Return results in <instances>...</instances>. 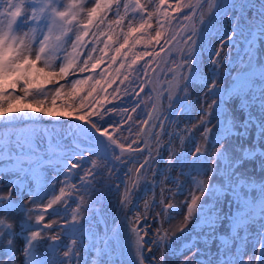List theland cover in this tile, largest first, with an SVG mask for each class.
Masks as SVG:
<instances>
[{
	"label": "snow or ice",
	"instance_id": "1",
	"mask_svg": "<svg viewBox=\"0 0 264 264\" xmlns=\"http://www.w3.org/2000/svg\"><path fill=\"white\" fill-rule=\"evenodd\" d=\"M121 7H123V15H121ZM197 7H203L199 4V0L197 6L192 5L190 0L188 3L184 0H176L174 5L167 4L166 0H159V8L166 17L170 16L169 8L177 13L184 8L190 11L188 15L183 16V19L189 22L195 21L187 31L185 41L187 50L182 55L183 63L178 66L182 71L177 77L175 91L168 94V101L169 110L173 104L180 105L181 110H184L185 101L189 106L200 105L199 120L191 129L187 127L184 129L189 133L187 142H194L196 147L194 150H185L183 145L186 141L181 137V150L178 153L170 151L169 165L179 167L180 175H185L184 169L187 168L195 170L199 175L209 177V180L216 177L217 171L221 170L222 189L216 188L210 182H193L200 195L193 194L190 200L182 202L186 204L187 211L183 216V223L177 230L179 236L176 232L169 234L163 227L173 218L174 213H178V210L175 205L164 203V193L171 190L162 189V199L159 201L161 208L155 213L152 221L153 224L158 225L155 228L154 238H148L152 228L147 223V217L157 205L153 198L150 203L146 202L143 214L137 212L134 220L125 214L114 222L111 229L106 228L103 234L98 230L97 234L89 235V243L84 244L81 237L86 233L81 232V229L90 219V210L97 202L95 185L100 182L96 179L97 176L103 177L105 168L111 176L116 164L121 162L139 163L140 166L136 169L138 174L151 163L150 158H145L142 163L137 161L135 156L141 153L133 154L131 145L126 148L125 144L118 143L117 138L113 136V132L122 129V124L117 123L112 115L117 112V108L109 107L101 113L100 109L105 107L104 102L89 101L87 105L81 104L77 109L84 114L77 116L79 123H76L75 128L69 133L75 151L61 150L60 145H57L56 149L48 154V163L52 164L53 161L56 163L57 174L54 176L41 175L43 170L41 161L45 157H37L35 149L25 150L29 137L15 131L0 133V161L6 157L14 160L16 163L12 165L11 170L28 177L27 185L19 179L4 184L0 178V264H16L17 256L13 242L17 236L23 237L24 240L19 250L22 255L21 264H89L87 257L91 255L93 248L96 249L97 256L110 254L114 251L112 247L114 240L117 246L128 250L132 257L131 264H144L145 245L149 254L160 249L159 261L153 256L151 264H165L166 253L176 260V264H212L210 259L200 258L204 253L195 243L186 242L179 248L173 247V242L180 239V236L200 228L201 225L208 228L209 234L213 237L217 232L224 233L220 235L223 247L219 251L216 264H264V182L257 184L252 180L241 179L243 173L239 171L244 159L256 156L257 152L264 157V148H261V145H264V46L261 44L264 42V0H260L259 8L250 18L245 10L255 9V5L248 0H208L206 13L202 12L199 17H195L193 13L197 11ZM159 14L160 12L157 11L156 15ZM109 15L116 17L114 23L117 26L127 20L129 32L122 34L125 44H128L129 36L148 26L147 21L153 14L146 11L141 0H0V117L17 111L10 104L5 107L10 98H28L29 92L34 100L47 95L46 89L42 86L31 89L28 87L30 78H35L30 77V70L42 71L37 68V62L44 68L52 70L59 65L58 73L53 72V75L67 76L70 70L75 71L76 68L84 72L91 60L84 59L83 66L77 63L73 67V62L81 58L76 52L85 48L87 44L85 37L94 35L90 29L96 28L97 22L103 27ZM129 16L133 18L138 16L144 23L139 25V29L133 28L132 21L128 20ZM221 20L229 23L230 31L217 36L219 46L208 40V44L212 46L208 49L210 63L206 66L208 73L205 75L200 67V45L209 36L210 29ZM107 26L111 28L112 24L109 23ZM238 36L243 37L247 59L242 60L239 67L234 66L233 71L228 67L233 63L230 52H225L224 49L230 47ZM160 37L161 31L157 30L155 36L157 43ZM69 42L71 50H69ZM107 46L108 42L105 41V47ZM92 47L94 49L95 45L93 44ZM122 48L124 45L117 48L116 53L119 54ZM160 51L163 52L164 48L161 47ZM127 54V51L123 53L125 56ZM91 55L92 53L89 52L88 56ZM144 55H159V53L145 52ZM138 59L140 57L133 59L131 64H136ZM112 60H116L115 55L112 56ZM97 66L98 64H92L93 69ZM6 82L11 88H5ZM85 83H89L88 78L73 79L71 84L74 94L77 91L76 86ZM96 83L100 82L96 81ZM197 84L198 87L195 86ZM17 85H23L21 97H16L13 91ZM139 86L143 90L144 84L141 83ZM63 87V84L55 87L54 94L60 95ZM190 88L192 91H189ZM93 91H96L94 86ZM193 93L195 100L191 99ZM88 95L92 97L93 93L89 92ZM37 102L45 101L37 100ZM255 105L259 107L258 115L253 114ZM120 111L121 121L124 115H128L129 121L133 119L127 109ZM136 111L137 108L134 107L132 112ZM44 115L51 117L54 113L47 111ZM152 115L149 114L150 117ZM155 115L158 117L162 113L156 112ZM179 115L180 113L177 112V116ZM13 122V119L5 121L7 125ZM149 122L145 121V123ZM160 123L163 129V122ZM253 127L255 137L249 135V130ZM195 132H200L203 145L195 140ZM174 135L178 136L179 132ZM116 149H119V155H116ZM89 162V168L83 170V175H79V182L70 183V180L78 174L77 170L83 169V165ZM4 171V168L0 167V173ZM61 173L64 176L63 180L59 179ZM166 180L179 185L175 194H183L181 182L172 180L171 176L166 177ZM139 181L138 175L131 189L126 182H120L125 183V191L121 195V207H127ZM32 183L38 187H31ZM57 183L61 185L58 193ZM108 188L111 190L112 186L108 185ZM243 189H247V192ZM115 190L119 191V184L116 185ZM220 194H224L229 208L226 213L222 208L217 209V205L220 204ZM25 195L27 201L23 202ZM213 196H216V204L211 203L210 198ZM45 197H47L46 203ZM73 203L76 205L75 208H71ZM57 204L64 205L61 216L63 222L59 224L50 222L41 226L45 218L43 213L60 215L54 208ZM68 208H71V212H68ZM38 210L42 214L36 215L35 222H32L31 216ZM161 213H163L162 219ZM20 214L24 218L19 222L20 232L17 233L13 230L11 217ZM197 220L199 223L196 222ZM257 223L259 227L250 232V228ZM54 227L58 228L59 232L47 235ZM240 230L245 234L243 237L240 235ZM26 232L28 235H24ZM229 234L232 241L237 242L236 254H232L229 247ZM65 236L69 239L67 244H63L65 251L61 254L59 251L61 239ZM249 236L252 237L254 247L245 258L238 242L241 240L247 242ZM193 239L195 240L196 237ZM45 240L49 243L47 250L41 254L39 249ZM186 252L190 255L185 256ZM181 256L183 259H177ZM92 264H103V260L93 258Z\"/></svg>",
	"mask_w": 264,
	"mask_h": 264
},
{
	"label": "rangeland",
	"instance_id": "2",
	"mask_svg": "<svg viewBox=\"0 0 264 264\" xmlns=\"http://www.w3.org/2000/svg\"><path fill=\"white\" fill-rule=\"evenodd\" d=\"M195 1L196 0H190L192 5ZM175 2L176 0H166V3L169 5H174ZM184 2L188 3L189 0H184ZM248 2L255 5V9L245 10L246 15L250 18L252 13L259 8L260 0H248ZM141 3L145 5L146 11L152 13L153 15L152 18L147 21L148 26L144 29H139V25L144 23V21H142L138 16L136 18H133L132 16L128 17V20L132 21V27L139 29L129 36L128 44H125L124 35L122 34L129 32V24L127 20L122 25L117 26L114 23L116 17L109 15L106 17L103 27H100V22H97V27L90 29L94 35L85 37V40L87 41L85 48L79 49L76 52V54L81 58L78 61L73 62V67L77 63L83 66L84 59L91 60V62L86 66V70L84 72H80L79 68H76V72L74 71L75 74L73 73L71 75L58 77L57 75H53V72L57 73L59 71V65L52 70L44 68L42 64L37 62L38 69H42V71L36 74L35 71L30 70V77L34 76L35 78H30L28 87L31 89L37 86H42L46 89L47 95L37 97L34 100L31 98V92H29L28 98H10L8 99V103L5 104V107L10 104L17 111L9 113L4 117H0V133L15 131L17 133H21L23 136L29 137L25 150L27 151L29 148L35 149L37 157H45V159L41 161L43 164V170L41 171L42 176L51 177L57 174L55 161H53L52 164H49L47 159L49 152L56 149L57 145H60L61 150L75 151L71 144V137L69 133L75 128L76 123H79L77 116L84 114L83 111H77V109L80 108L81 104L87 105L89 101L92 103H97L98 101L104 102L105 107L100 109L101 113H104L105 109L109 107L117 108V112L112 115L117 123L122 124V129H117L113 132V136L117 138L118 143L125 144L126 148L128 145H131L133 154L136 152L141 153L140 155L135 156L137 161H140L144 157L145 148L142 147L141 132L151 126V119L148 117L151 113L152 106L150 93L145 85V78L150 65L156 57V55L145 56L144 53H158L159 49L166 45L169 39L177 31L179 25L184 21L183 16L188 15L190 10L182 8L181 11L177 13L172 12L171 8H169L168 11L170 16L166 17L163 11L159 8V0H141ZM207 3L208 0H201L199 2V4L203 5V7H197V11L194 13L195 17H199L202 12L206 13ZM157 11L160 12L158 16L156 15ZM121 15H123V7H121ZM194 22L195 21H192L191 24ZM109 23L112 24L111 28L107 26ZM191 24L184 28L182 35L178 36L175 39L176 41L174 40L175 43L173 41V43L167 46L169 53L166 55L164 62L155 70L153 76L154 84L157 87L159 101L160 96L162 95L165 103L161 107L159 102V112L162 113V115L158 116L157 121L148 136L147 158H150L151 163L145 167L142 173L139 174L140 181L138 187L134 190L127 207H121V195L125 191V183L120 182H126L128 188L131 189L134 182V168L137 163L124 164L121 162L116 164L111 176L108 175L107 168L104 169L103 177L97 176L96 179L100 181L95 185L97 189V202L90 210V219L84 223V226L81 229V232L86 233L81 237L84 244L89 243V235L97 234L98 230L100 234H103L106 228L111 229L114 222L120 220L123 214H126L134 220L137 212L143 214L146 202L150 203L153 198L156 200L157 205L151 210V214L147 217V223L152 228L148 238H154L155 228L158 225L153 224L152 221L155 213L159 212L161 208L159 201L162 199V189L171 190L164 193V203H171L175 205L178 210V213H174L173 218L165 223L163 227L168 230L169 234L176 232V235L179 236L180 234L177 230L183 223V216L187 211L186 204L182 202L190 200L191 195L193 194L200 195V193L196 191L195 184L193 182H210L216 188L222 189L220 177L223 173L221 170L217 171L216 177L209 180V177L199 175L195 170H189L187 168L184 169L186 174L180 175L181 169L179 167H171L169 165L170 151L178 153L181 150V137H183L186 141L183 145L185 150H194L196 147L194 142H187L189 133L184 131V129L185 127L191 129L192 126L199 120L198 109L200 105L195 104L189 106L185 101L184 110H181V106L178 104H173L171 110H169L168 101V94L169 92L175 91L177 77L182 71L178 66L183 63L182 55L187 50L185 43L186 34L188 29L191 27ZM157 30L161 31L159 43L155 40ZM225 31H230L229 23L225 20H221L210 29V34L207 39L201 42L200 67L202 73L205 75L208 73V67L206 66L210 63L208 59V49L212 46L208 44V40H211L215 46H219L217 36ZM220 38H222V36ZM105 41L108 42L107 47H105ZM137 41H139V43H137ZM93 44L95 45L94 49L92 47ZM261 44L264 46V42H261ZM121 45H124V48H122L121 52L118 54L116 53V49L120 48ZM69 50H71L70 42ZM125 51L128 53L127 56L123 55ZM224 51L230 52V58L233 63L228 65V67L233 69V71L235 70L234 66L239 67L242 60L247 58L245 56L243 37L238 36L233 41L232 45L230 47H226ZM89 52L92 53L91 57L88 56ZM113 55L116 56L115 61L112 60ZM137 57H140V59L137 60L136 64H131V61ZM121 62H123V66H121ZM92 64H98L97 68L93 69ZM129 65L131 66L129 67ZM183 71L187 70L183 69ZM75 77L76 79L88 78L89 83L77 85V91L74 94L71 81L75 79ZM110 77L111 81L109 82ZM49 81H51V83H49ZM96 81H99L100 83L97 84ZM141 83L144 84L143 90L139 86ZM59 84H63L64 87L61 89L60 95L57 96L54 93L55 87L59 86ZM5 85H7L5 86L6 89L11 88L9 83L6 82ZM93 86L96 91H93ZM195 86L198 87V84ZM16 87L18 89H16ZM16 87L13 89L15 96H23V85H17ZM189 91H192V89L190 88ZM89 92L93 93L92 97L88 95ZM191 99L195 100V93H193ZM37 100L45 102L38 103ZM69 105H71V107H69ZM97 106L99 107V104ZM134 107L137 108L136 112H132ZM254 108L255 111L253 114L258 115V105H255ZM40 109H43L44 111H38ZM122 109H127L128 113L132 115L133 119L131 121H129L128 115L123 116V121L120 120V110ZM251 110L252 109H249V111ZM47 111L53 112L54 115L51 117L44 115V112ZM177 112L180 113L179 116H177ZM65 113L73 114L71 116L62 115ZM8 119H13V124L7 125L5 121ZM105 119H107L106 116ZM145 121L150 122L145 123ZM160 122H163V129L161 128ZM237 131H242V129H237ZM177 132H179V135H174ZM157 133H159V136H157ZM194 135L195 140L203 145L204 141L200 136V132H195ZM249 135L255 137L254 127L249 130ZM65 137H67V139H65ZM128 137H130V139H126ZM13 139H15V137H13ZM232 142L237 143V141ZM261 148H264V145H261ZM17 154L19 153L17 152ZM119 154V149H116V155ZM189 159H191L190 152ZM243 162L244 163H242V166L239 169V171L242 170L241 172L244 174L240 177L241 179H245L247 177L245 180L251 179L257 184L264 182V168L261 167L264 165V157H261L259 152H257L256 157H250L249 159L246 158ZM15 163L16 162L14 160H10L7 157L0 161V167H3L5 170L3 173H0V178H2L4 184H7L11 180L19 179L24 181L27 185L28 177L22 176L20 173L11 170L12 165ZM173 163H175V161H173ZM259 164L262 165L260 166ZM27 166V162L25 161V167ZM89 166L90 162L85 163L83 165V169L77 170L78 174L75 175L74 179L70 180V183H78L79 175H83V170L88 169ZM129 169H131V173H129ZM252 173H254V175ZM168 176H171L172 180L182 183L183 194H175L179 185L166 180V177ZM59 179H64L62 173L60 174ZM49 183H51L50 180ZM117 184H119V191L115 190ZM108 185L112 186L111 190L108 188ZM153 185H155V187H153ZM60 186L61 185L59 183L56 184L57 193L59 192ZM31 187L37 188L38 186L35 183H32ZM243 191L247 192V189H243ZM254 191L255 190H253V193ZM85 198L87 199V197ZM210 200L212 204H216V196L211 197ZM219 200L220 204L217 205V209L222 208L223 212H228L229 208L224 194L219 195ZM26 201L27 195L23 198V202ZM44 202H47V197L44 198ZM28 206L31 207V205ZM75 207L76 205L73 203L71 208ZM54 208L60 213V215H52L50 212L43 213L45 218L41 226L50 222L54 224L63 222L61 216L63 215L62 210L64 205L57 204L54 205ZM71 208L67 209L68 212H71ZM40 214H42V212L39 210L34 212L31 216L32 222H35V216ZM23 218L22 214L11 217L13 230L17 233L20 232L19 222ZM162 218L163 213H161V219ZM196 222L199 223V220ZM258 227L259 224L257 223L253 228H250V232L254 231ZM31 230L35 231L36 229ZM58 232L59 229L54 227L47 233V235L57 234ZM209 233L210 230L201 225L200 228L180 236V239L173 242V247L179 248L186 242L195 243L204 253V256L200 258L204 260L210 259L212 264H216L219 259V251L223 247L220 235H223L224 233L222 231L217 232L215 237ZM24 235H28V233L26 232ZM240 235L242 237L245 235L243 230H240ZM193 237H196V239L194 240ZM6 239L7 238L5 237V241ZM68 239L69 238L67 236L62 237L61 239V247L59 249L61 254L65 251L63 244H67ZM23 243L24 240L21 236H17L14 239L13 247L16 250L17 256L16 264H21L22 262V255L19 250L22 248ZM48 243L49 241L45 240L44 244L40 247L39 251L41 254L47 250ZM238 243L241 251L245 254V258H247L248 253H250L254 247L252 237L249 236L247 242L241 240ZM236 246L237 242H233L229 234V247L231 248L232 254H236ZM112 247L114 251L110 254L103 255L102 257L97 256L96 249L93 248L91 255L87 257L89 264H92L93 258H96L97 260L102 259L103 264H125L127 255L125 249L117 246L115 240L113 241ZM184 255L187 256L190 255V253L186 252ZM153 256H155L157 261H159L160 249H156L152 254H149L147 245H145L144 264H151ZM177 259H183V256L178 257ZM164 262L165 264H176V260H174L173 257L167 253L164 256Z\"/></svg>",
	"mask_w": 264,
	"mask_h": 264
},
{
	"label": "water",
	"instance_id": "3",
	"mask_svg": "<svg viewBox=\"0 0 264 264\" xmlns=\"http://www.w3.org/2000/svg\"><path fill=\"white\" fill-rule=\"evenodd\" d=\"M201 0H199L200 2ZM194 6H197V0L195 1V3L193 4ZM194 15V13H193ZM187 22L188 21H183L177 31L173 34V36L169 39V41H171V43H173V41L178 37V30L179 28H183L184 25H187ZM169 41L166 43V45L163 46L164 48V51L161 52L160 49L158 51L159 55H156L155 57V60L153 61V63L150 65L148 71H147V75H146V78H145V84H146V87L150 93V98H151V101H152V109H151V113L153 114L152 117H153V121L151 122V126H149L147 129L143 130L141 132V143H142V147L145 148V154H144V157L139 161V162H144L145 158H147L148 156V136L152 130V128L154 127L156 121H157V116L155 115L156 112H159V101H158V95H157V87L156 85L154 84V81H153V76H154V72L155 70L157 69V67L163 62L164 58L166 57V55L169 53V51H166L165 49L167 48V46L171 43H169ZM168 50V49H167ZM247 59V58H246ZM245 59V60H246ZM149 118V117H148ZM147 118V120H148ZM140 164L137 163L135 168H134V180L136 179V177L140 174H138L136 172V169L137 167H139ZM125 214L122 215V217L124 216ZM127 255H126V261H125V264H131V259L132 257L129 255L128 253V250L126 248H124Z\"/></svg>",
	"mask_w": 264,
	"mask_h": 264
},
{
	"label": "bare ground",
	"instance_id": "4",
	"mask_svg": "<svg viewBox=\"0 0 264 264\" xmlns=\"http://www.w3.org/2000/svg\"><path fill=\"white\" fill-rule=\"evenodd\" d=\"M191 22H192V21H191ZM191 22L188 21V22H187V25H184L183 28H182V27L179 28V30H178V36L182 35V33H183V31H184V28H186L185 26H188L189 24H191ZM175 41H176V40H175ZM175 41H174V43H175ZM166 49H167V48H166ZM166 49H165V50H166ZM167 51H168V50H167ZM81 62H82V61H81ZM74 67H75V66H74ZM37 68H38V67H37ZM32 71H34V70H32ZM35 72H36V71H35ZM75 72H76V71H75ZM75 72L70 70L69 75H71V74H73V73L75 74ZM38 73H39V72H36V74H38ZM57 73H58V72H57ZM41 76H42V75H41ZM57 76H58V77H63V76H59V75H57ZM69 78H70V77H69ZM71 79H72V78H71ZM75 79H76V77H75ZM59 80H60V78H59ZM69 80H70V79H69ZM65 81H66V80H65ZM65 81H64V82H65ZM68 82H69V81H68ZM5 86H7V85H5ZM16 89H18V88L16 87ZM149 119H151V122L153 121V120H152V116H151V117L149 116ZM149 142H150V141H149ZM232 143H233V142H232ZM234 143H236V142H234ZM255 157H256V156H255ZM248 159H249V158H248ZM253 160H254V159H253ZM262 160H263V159H262ZM249 161H250V160H249ZM257 161H258V160H257ZM247 162H248V161H247ZM243 163H244V162H243ZM250 163H251V162H250ZM255 163H257V162H255ZM252 164H253V163H252ZM249 165H250V164H249ZM259 165H260V164H259ZM261 165H262V164H261ZM261 165H260V166H261ZM247 166H248V165H247ZM247 166H246V167H247ZM252 166H253V165H252ZM256 167H257V166H256ZM261 167H262V166H261ZM240 168H241V167H240ZM263 168H264V167H263ZM263 168H262V169H263ZM243 169H244V168H243ZM250 169H252V168H250ZM250 169H249V170H250ZM254 170H255V169H254ZM257 170H259V169H257ZM241 171H242V170H241ZM241 171H240V172H241ZM260 171H261V170H260ZM263 171H264V169H263ZM258 172H259V171H258ZM261 172H262V171H261ZM255 173H256V172H255ZM252 174L254 175V173H252ZM243 175H244V174H243ZM250 175H251V174H250ZM253 175H252V176H253ZM248 176H249V175H248ZM255 177H256V176H255ZM246 178H247V177H246ZM246 178H245V179H246ZM247 180H249V179H247ZM250 180H251V179H250ZM256 181H257V180H256ZM18 263H19V262H18Z\"/></svg>",
	"mask_w": 264,
	"mask_h": 264
},
{
	"label": "trees",
	"instance_id": "5",
	"mask_svg": "<svg viewBox=\"0 0 264 264\" xmlns=\"http://www.w3.org/2000/svg\"><path fill=\"white\" fill-rule=\"evenodd\" d=\"M165 101H164V98L163 96L161 95L160 96V104H161V107L164 105Z\"/></svg>",
	"mask_w": 264,
	"mask_h": 264
}]
</instances>
